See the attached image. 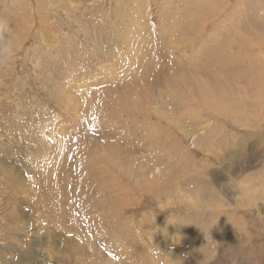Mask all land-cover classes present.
I'll list each match as a JSON object with an SVG mask.
<instances>
[{
  "label": "rangeland",
  "instance_id": "1",
  "mask_svg": "<svg viewBox=\"0 0 264 264\" xmlns=\"http://www.w3.org/2000/svg\"><path fill=\"white\" fill-rule=\"evenodd\" d=\"M262 25L264 0H0V264L14 236L60 240L48 264H264Z\"/></svg>",
  "mask_w": 264,
  "mask_h": 264
},
{
  "label": "bare ground",
  "instance_id": "2",
  "mask_svg": "<svg viewBox=\"0 0 264 264\" xmlns=\"http://www.w3.org/2000/svg\"><path fill=\"white\" fill-rule=\"evenodd\" d=\"M192 4V3H191ZM195 9V8H194ZM197 12V11H196ZM194 14V13H193ZM190 15V14H189ZM197 15H199L198 13H197ZM194 16V15H193ZM202 17V16H201ZM198 18V17H197ZM190 19H192V18H190ZM193 20V19H192ZM204 21H203V23L201 24L202 25V28L199 26V24H198V26L200 27L199 29H204V26L207 24V22H209V21H212V18H208V19H203ZM197 22V21H196ZM254 27H252L253 29L249 32V33H246L247 35H249L250 34V36L249 37H251V39L252 40H256L255 42H258L259 40H260V38H259V35H258V33L256 32V31H258V29H259V27H258V25H257V23H251ZM262 24V23H261ZM250 25V24H249ZM261 26V25H260ZM240 27V26H239ZM247 27V26H246ZM262 27H264V25H262ZM242 29V28H241ZM240 29V30H241ZM249 29H250V27H249ZM257 29V30H256ZM192 30H194V29H192ZM238 30V29H237ZM240 30H238V31H240ZM246 31H247V29H246ZM263 31V30H262ZM184 32V31H183ZM189 32H191V31H189ZM195 32V31H194ZM193 32V33H194ZM202 32V31H201ZM205 31H203V33H204ZM230 32V31H229ZM228 32V33H229ZM261 32V31H260ZM168 33H169V31H168ZM181 33V32H180ZM231 33V32H230ZM262 33V32H261ZM260 33V34H261ZM174 34V31H172V35ZM177 34V33H176ZM185 34V33H184ZM195 34V33H194ZM236 34V33H235ZM169 35V34H168ZM197 35V34H196ZM206 35V34H205ZM246 35V36H247ZM263 35V34H262ZM188 36V35H187ZM203 36V35H202ZM171 37V36H170ZM174 37V36H173ZM193 37V36H192ZM195 37V36H194ZM210 37V36H209ZM208 37V38H209ZM248 37V38H249ZM176 38V37H175ZM232 38V37H231ZM177 39V38H176ZM192 39V38H191ZM170 40H171V38H170ZM174 40V39H173ZM185 40V39H184ZM234 40V39H233ZM189 41H190V39H189ZM192 42H193V40H191ZM244 41V40H243ZM241 41V43L243 44V43H247L248 44V46L250 47V45L253 47V46H255V44L249 39H247L246 41ZM172 43H174L173 41H171ZM251 42V43H250ZM167 43V42H166ZM169 43H170V41H169ZM218 43V42H217ZM228 43V42H227ZM240 43V44H241ZM174 44H177L176 42L174 43ZM179 44V43H178ZM216 44V43H215ZM180 45V44H179ZM185 45V44H184ZM183 45V46H184ZM243 45H245V44H243ZM257 46H258V44H256ZM259 45H264V42L262 41L261 43H259ZM167 46V45H166ZM169 46V45H168ZM170 46H171V44H170ZM169 46V47H170ZM172 46H174V45H172ZM187 46H188V44H187ZM186 46V47H187ZM177 47H179V46H177ZM214 47V46H213ZM180 48V47H179ZM215 48L218 50V51H222V52H225V53H227V54H229L228 52V46L227 45H225V44H223L222 43V45L218 48V44H216V46H215ZM159 49H160V47H159ZM163 49H165V48H163ZM167 49H170V48H167ZM236 49V48H235ZM175 50V49H174ZM237 50V49H236ZM246 50H249V49H247L246 48ZM260 50V49H259ZM169 51V50H168ZM198 51V50H197ZM228 51V52H227ZM249 51H251V49L249 50ZM160 52V51H159ZM192 52V51H191ZM201 51H198V53H200ZM203 52H204V50H203ZM211 52V51H210ZM262 52V51H261ZM178 53V55H179V52H177ZM214 53V52H213ZM219 53H221V52H219ZM143 54V53H142ZM160 54V53H159ZM216 54V53H215ZM161 55V54H160ZM176 55V54H175ZM185 55V54H184ZM209 55H211V54H208V56ZM194 56V55H193ZM204 56H205V54H204ZM217 56H218V54H217ZM227 55H225V57H226ZM146 57V56H145ZM172 57V56H171ZM180 57V56H179ZM181 57H183V56H181ZM184 57H186V56H184ZM196 57H197V55H196ZM210 57V56H209ZM213 57H214V55H213ZM219 57V56H218ZM264 57V56H263ZM139 58H141V55L139 56ZM143 58V57H142ZM141 58V59H142ZM169 58V57H168ZM172 58H174V56L172 57ZM176 58V57H175ZM199 58V57H198ZM198 58H196V59H198ZM211 58V57H210ZM217 58V57H216ZM221 58V57H220ZM220 58H218V59H220ZM227 58V57H226ZM262 58V57H261ZM141 59H138L139 61L141 60ZM149 59V58H148ZM177 59V58H176ZM179 59V58H178ZM184 59V58H183ZM189 59V58H188ZM195 59V58H194ZM203 59V58H202ZM215 59V58H214ZM213 59V60H214ZM132 60H133V58H132ZM145 60V59H144ZM150 60V59H149ZM149 60H148V62H149ZM170 60V59H169ZM180 60V59H179ZM178 60V61H179ZM209 60V59H208ZM224 60V59H223ZM222 60V61H223ZM230 60V59H229ZM142 61V60H141ZM140 61V62H141ZM175 61V60H174ZM194 61V60H193ZM192 61V62H193ZM198 61V60H197ZM200 61V60H199ZM215 61V60H214ZM218 61V60H217ZM143 62V61H142ZM187 62V61H186ZM212 62V61H211ZM225 62H226V60H225ZM230 63H231V61H229ZM174 63V62H173ZM178 63V62H177ZM218 63V62H217ZM219 63H220V61H219ZM149 64V63H148ZM162 64V63H161ZM220 64H223V63H220ZM226 64V63H225ZM151 65L152 64H150V66H148V67H151ZM160 65V64H159ZM158 65V66H159ZM205 65V64H204ZM207 66L209 65V64H206ZM215 65V64H214ZM239 65V64H238ZM140 66H141V64H140ZM139 66V67H140ZM143 66H144V64H143ZM155 66H157V65H155ZM162 66V65H161ZM175 67V65H172V67ZM210 66H213L212 64L210 65ZM218 66V65H217ZM230 66V65H229ZM228 66V67H229ZM233 66V65H232ZM231 66V67H232ZM206 67V66H205ZM226 67H227V65H226ZM227 67V68H228ZM141 68V67H140ZM159 68V67H158ZM157 68V69H158ZM215 69H216V67H214ZM225 69V67L223 66L222 67V69ZM226 68V69H227ZM263 68V67H262ZM134 69H136V68H134ZM156 69V70H157ZM162 69V68H161ZM225 69V70H226ZM231 69V68H230ZM132 70V69H131ZM197 70H199V69H197ZM196 70V71H197ZM241 70V69H240ZM162 71V70H161ZM43 72V71H42ZM210 72V71H209ZM208 72V73H209ZM223 72H226V71H224L223 70ZM227 72H229V71H227ZM212 73H214V72H212ZM219 73H220V71H219ZM229 73H231V72H229ZM85 74V73H84ZM130 74H132L133 76H138V74H140V72L139 73H137V71L136 70H133V71H131V73ZM142 74V73H141ZM210 74V73H209ZM215 74V73H214ZM213 74V75H214ZM222 74V73H221ZM224 74V73H223ZM225 74H227V73H225ZM156 74H154V77H156L155 76ZM161 75V74H160ZM160 77V76H159ZM140 77H138L137 79H139ZM212 78V77H211ZM213 78H214V76H213ZM154 79H157V78H154ZM111 80V79H110ZM151 81V80H150ZM149 81V82H150ZM152 81H154V80H152ZM151 81V82H152ZM71 84H72V81H71ZM70 84V86H72ZM116 84V83H115ZM114 84V85H115ZM137 84V82L135 81V83L133 84V85H136ZM149 84V83H148ZM151 84V83H150ZM88 85V84H87ZM107 85V84H106ZM152 85V84H151ZM70 86H69V88H70ZM75 86V85H74ZM129 87V82H127V84H126V87ZM73 87V86H72ZM133 87V86H132ZM111 88V87H110ZM134 88V87H133ZM137 88H138V86H137ZM135 89V88H134ZM127 90L128 89H126V91H125V89H124V92H127ZM136 90V89H135ZM137 90H139V89H137ZM141 90V89H140ZM101 91V90H100ZM121 91H122V93H121V95L123 96V89H121ZM142 91H144V90H142ZM109 92V91H108ZM116 92H115V90H112L111 92H110V94H111V96L112 95H114ZM126 95H127V93H126ZM197 95V94H196ZM118 96H120V95H118V93H116V97H118ZM93 97V96H92ZM95 97V96H94ZM152 97V96H151ZM160 97V96H159ZM148 99H151L150 97L148 98ZM208 99V98H207ZM104 100V99H103ZM105 100H107V98L105 99ZM118 100H121L120 98L118 99ZM101 101V100H100ZM108 101V100H107ZM106 101V102H107ZM106 102H105V104H106ZM111 103V102H110ZM162 103V102H161ZM213 103V102H212ZM211 103V104H212ZM90 104V103H89ZM209 104V103H208ZM88 105V104H87ZM107 105V104H106ZM108 105H109V103H108ZM92 106V105H91ZM90 106V107H91ZM99 106V105H98ZM110 106V105H109ZM118 106V105H117ZM125 106V105H124ZM138 106V105H137ZM89 107V108H90ZM139 107H141V106H139ZM100 108V107H99ZM129 108V107H128ZM106 109V108H105ZM132 110H135V111H137L138 113L139 112H141V113H145L144 111H143V109L141 108H131ZM86 110V109H85ZM94 110V109H93ZM96 110V109H95ZM70 111V110H69ZM75 111V110H74ZM135 111H130V110H127V113H128V115H127V117H129V118H136V117H138L139 116V114L138 113H136ZM84 112V111H83ZM87 112V111H86ZM120 112H121V110H120ZM90 113V112H89ZM96 113V112H95ZM101 113V112H100ZM74 114V113H73ZM129 114H131V115H129ZM145 114H147L146 116L149 118V119H151V117L149 116V115H151V114H149L148 112H146ZM18 115V114H17ZM142 115H144V114H142ZM161 115V114H160ZM9 116V115H8ZM10 117V116H9ZM59 117V116H58ZM75 117V116H74ZM162 116H160V118H161ZM5 118V117H4ZM105 119V118H104ZM127 119V118H126ZM131 119H129V120H131ZM145 119H146V117H145ZM148 119V120H149ZM103 120V118L101 119V121ZM124 120V119H123ZM147 120V119H146ZM8 122V121H7ZM30 122V121H29ZM71 122V121H70ZM121 122V121H120ZM158 122H160L159 120H158ZM4 123H6V122H4ZM27 123V122H26ZM65 123V122H64ZM7 124H9V123H7ZM30 124V123H29ZM28 124V125H29ZM69 124V123H68ZM80 124H81V122H80ZM64 125H65V127H64ZM80 126V125H79ZM127 126V125H126ZM42 127V126H41ZM40 127V128H41ZM60 127V126H59ZM61 127H62V125H61ZM60 127V128H61ZM63 127H64V130H65V128H66V123L65 124H63ZM62 127V128H63ZM75 127V126H74ZM128 127V126H127ZM8 128H10V127H8ZM18 128V127H17ZM26 128V127H25ZM31 128V127H30ZM40 128H38V129H40ZM61 128V129H62ZM69 128H73V126L71 125V127H69ZM4 129V128H3ZM32 129V128H31ZM36 129H37V127H36ZM42 129V128H41ZM61 129H60V131H61ZM68 129V128H67ZM7 130V129H6ZM13 131H15V130H13ZM40 132H41V130H39ZM50 131V130H49ZM20 132H21V130H20ZM52 132V131H51ZM5 133V132H4ZM36 133V132H35ZM34 133V134H35ZM86 134H85V138H86V140L88 141V144H90V147H91V145H94V146H96L97 148L98 147H100L101 148V146H105V147H103L104 149H101V151L103 152V150H105L107 147H108V144H111V142L112 141H110V139H111V137H113V136H115L114 135V133H112V132H105V130H100V131H98L97 133H99V134H104V135H102V136H100V137H97V135H96V137L94 138V140L93 141H89L91 138H92V136H93V134H91L92 132H85ZM94 133H96V132H94ZM33 134V135H34ZM37 134H39V133H37ZM50 134H52V133H50ZM56 134V133H55ZM6 136V135H5ZM35 136V135H34ZM31 137V136H30ZM33 137V136H32ZM41 137H43V136H41ZM45 137V136H44ZM47 137H49L48 135H47ZM101 137H104L105 139L103 140V138L101 139ZM83 138V137H82ZM81 138V139H82ZM88 138H90L89 140H88ZM98 138H100V140H98ZM32 139V138H31ZM43 140V139H42ZM48 140H52V139H48ZM72 140V139H71ZM46 140H44V142H45ZM57 141V140H56ZM81 141V140H80ZM104 141V142H103ZM39 141H37V143H38ZM48 142V141H47ZM72 142V141H71ZM9 143V142H8ZM36 143V144H37ZM39 143H41V142H39ZM38 143V146L40 147V144ZM43 143V142H42ZM76 143V142H75ZM54 144V143H53ZM63 144V143H62ZM84 144H86L85 142H84ZM88 144H86V145H88ZM47 145V144H46ZM49 145V144H48ZM64 145H65V143H64ZM113 145V144H112ZM37 146V147H38ZM43 146V145H42ZM55 146V145H54ZM53 146V147H54ZM69 147H70V145H68ZM72 146V145H71ZM85 147V146H84ZM87 147V146H86ZM89 147V146H88ZM112 147V146H111ZM33 149L35 148L36 149V147H32ZM44 148H48V146L47 147H44ZM43 148V149H44ZM95 148V147H94ZM93 148V149H94ZM116 148V149H115ZM54 149V148H53ZM53 149H52V151H53ZM66 149V148H65ZM111 149V148H110ZM115 149V150H114ZM114 149L113 150H111V152L109 153V154H114V155H119V153L120 152H117V150L118 151H120L119 149H117V147H115L114 146ZM123 149V148H122ZM31 150V149H30ZM37 150V149H36ZM47 150H49V149H47ZM46 150V151H47ZM122 151V150H121ZM27 152H29V150H27ZM68 152V151H67ZM74 152V151H73ZM2 153V152H1ZM31 153H32V151H31ZM41 153V152H40ZM60 153H62V152H60ZM44 154V153H43ZM47 154V153H46ZM50 154V153H49ZM69 154V153H68ZM66 157L68 156L67 154L65 155ZM64 156V157H65ZM98 156V155H97ZM64 157H63V159H64ZM48 158V157H47ZM35 159V158H34ZM46 159V158H45ZM62 159V158H61ZM77 159V158H76ZM3 160V159H2ZM7 160V159H6ZM65 160V159H64ZM91 161V160H90ZM62 162V161H61ZM93 162V161H92ZM29 163V162H28ZM40 163V162H39ZM64 163V162H63ZM66 163V162H65ZM64 163V164H65ZM83 163V162H82ZM86 163V162H85ZM84 163V164H85ZM9 164V163H8ZM25 164V163H24ZM64 164L62 165V166H64ZM26 165V164H25ZM34 165V164H33ZM57 165H58V163H57ZM7 166H10V165H7ZM50 167V166H49ZM107 167V166H106ZM42 168V167H41ZM51 168V167H50ZM54 168H55V166H54ZM47 169V168H46ZM57 169H58V166H57ZM56 169V170H57ZM35 170V169H34ZM43 170V169H42ZM54 170V169H53ZM60 170H61V165H60ZM70 170V169H69ZM95 170V169H94ZM48 171H50V170H48ZM65 171V170H64ZM42 172V171H41ZM58 172V171H57ZM38 173V172H37ZM61 173V172H60ZM59 173V174H60ZM101 173V172H100ZM109 173V172H108ZM31 174V173H30ZM39 174V173H38ZM102 174V173H101ZM43 175V174H42ZM44 175H45V173H44ZM49 175H51V173L49 174ZM56 175H58V174H56ZM96 176H97V174H95ZM108 175V174H107ZM32 176H33V174H32ZM40 176H41V174H40ZM34 178H35V176H33ZM51 177V176H50ZM100 177V176H99ZM14 178V177H13ZM12 178V179H13ZM34 178H32V179H34ZM43 178H45V177H43ZM55 178V177H54ZM17 179V178H16ZM15 179V180H16ZM25 179V178H24ZM53 179V177L50 179V180H52ZM99 179V178H98ZM56 180H58V178L56 179ZM55 180V181H56ZM29 181V180H28ZM44 181H46V180H44ZM11 182V181H10ZM49 182V181H48ZM54 181L52 180V183H53ZM93 182V181H92ZM109 182V181H108ZM111 182V181H110ZM9 183V182H8ZM42 183V182H41ZM10 184V183H9ZM27 184H29V183H27ZM79 184H80V182H79ZM31 185V184H30ZM109 185V184H108ZM54 187V186H53ZM61 187H63V186H61ZM89 187V186H88ZM47 188V187H46ZM49 188H51V187H49ZM58 188H59V186H58ZM61 189V188H60ZM105 189V188H104ZM109 189V188H108ZM49 190V189H48ZM53 190V189H52ZM76 190V189H75ZM68 191V190H67ZM70 191H74V190H70ZM90 191H92V190H90ZM96 191V190H95ZM104 191V190H103ZM107 191V190H106ZM105 191V192H106ZM49 192V191H48ZM59 192V191H58ZM77 192H78V190H77ZM86 192H88V191H86ZM56 193V192H55ZM85 193V192H84ZM62 194V193H61ZM79 194V193H78ZM81 194V193H80ZM79 194V195H80ZM106 194H107V192H106ZM50 195V194H49ZM60 195V194H59ZM64 195V194H63ZM75 195V194H74ZM87 195V194H86ZM109 195V194H108ZM71 196H73V194L71 195ZM83 196V195H82ZM88 196V195H87ZM94 196V195H93ZM81 197V196H80ZM85 197V196H84ZM55 198V197H54ZM62 198V197H61ZM109 198H110V196H109ZM62 199H64V198H62ZM81 199H83V198H81ZM91 199V198H90ZM93 199V198H92ZM56 200V199H55ZM87 200V199H86ZM112 200V199H111ZM57 201V200H56ZM63 201V200H62ZM83 201H85V200H83ZM100 201H102V200H100ZM99 201V202H100ZM106 201V200H105ZM64 202V201H63ZM98 202V201H97ZM107 202V201H106ZM106 202H105V204H106ZM110 202V201H109ZM81 203H82V201H81ZM67 204V203H66ZM97 204V203H96ZM108 204V203H107ZM55 205V204H54ZM63 205V204H62ZM58 206V205H57ZM9 207V206H8ZM66 208V207H65ZM61 211V210H60ZM10 213V212H9ZM60 213V212H59ZM72 213H73V211H72ZM70 211L69 212H64L63 214L64 215H66L68 218H73V214H72ZM8 214V213H7ZM61 215V214H60ZM75 215V214H74ZM7 216V215H6ZM7 218V217H6ZM17 218H18V216H17ZM20 218V217H19ZM19 218H18V220H19ZM62 218V217H61ZM21 219V218H20ZM14 221V220H13ZM55 221V220H54ZM109 221V220H108ZM124 221V220H123ZM117 222V221H116ZM74 223H77L78 224V220H76ZM112 223V222H111ZM111 223H109L108 225H107V228H108V232H109V234H110V229L115 233V231L112 229V228H110L111 226ZM126 223V222H125ZM136 223V222H135ZM16 224V223H15ZM18 224H19V222H18ZM58 224H60V222L58 223ZM145 225V224H144ZM16 226V225H15ZM20 226H21V223H20ZM20 226H16L15 227V230L16 231H18L19 229H20ZM57 226V225H56ZM169 226V225H168ZM200 226V225H199ZM82 230L83 231H86V226H84L83 225V228H82ZM60 234V233H59ZM108 234V235H109ZM170 234V233H169ZM19 235V234H18ZM125 237V232H124V230H123V238ZM200 237V236H199ZM38 239V238H37ZM44 241V240H43ZM98 241V240H97ZM101 241V240H100ZM103 241V240H102ZM186 241H189V239H186ZM4 244H7L8 245V247H9V249H5V250H3V251H6L7 252V250H15V249H18V252H16L17 253V255H16V258H17V261H16V258L15 257H11V255L12 254H14V253H11V255L9 256V258H8V262H9V264H48V262H47V260L45 259L46 258V256L44 257V258H42L43 257V255L44 254H41L40 252L42 251V247L43 246H45L46 244H47V247H49L50 249H51V247L54 245V244H56V243H58L59 245H60V247H61V245H63L62 244V242L60 243V240H58V242H57V240L56 241H51L50 240V238L49 239H46L45 240V242H40V241H38V240H36V239H32V238H29V239H15V236H14V239H10V240H8V241H4L3 242ZM3 243H2V245H3ZM98 243H99V241H98ZM98 243H96L95 245H94V247H95V250H96V252H99V253H105L106 252V250H105V248L103 247V246H101L100 245V243L98 244ZM1 246V245H0ZM19 246L20 247H24L25 246V248L23 249V250H20V248H19ZM101 246V247H100ZM3 249V248H2ZM57 249V248H56ZM98 249V250H97ZM49 250V249H48ZM62 250V249H61ZM65 251V250H64ZM176 251V250H175ZM62 252H63V250H62ZM47 253V252H46ZM64 253V252H63ZM2 255H4V253L2 254ZM38 256H41V259H38L37 257ZM4 257V256H3ZM64 260V259H63ZM187 261V263L186 264H188V258L185 260V261H182V264H185V262ZM107 262H109V261H107Z\"/></svg>",
  "mask_w": 264,
  "mask_h": 264
},
{
  "label": "clouds",
  "instance_id": "3",
  "mask_svg": "<svg viewBox=\"0 0 264 264\" xmlns=\"http://www.w3.org/2000/svg\"><path fill=\"white\" fill-rule=\"evenodd\" d=\"M5 36L2 32H0V40H4ZM12 56L11 49H6L4 47H0V66L6 64Z\"/></svg>",
  "mask_w": 264,
  "mask_h": 264
}]
</instances>
